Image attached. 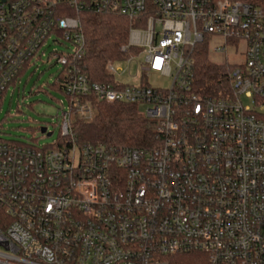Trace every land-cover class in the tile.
I'll list each match as a JSON object with an SVG mask.
<instances>
[{
    "label": "built area",
    "instance_id": "1",
    "mask_svg": "<svg viewBox=\"0 0 264 264\" xmlns=\"http://www.w3.org/2000/svg\"><path fill=\"white\" fill-rule=\"evenodd\" d=\"M132 23L115 83L84 66L85 14ZM64 77L61 139H0V264H264V10L234 0H0V113L8 92L48 42ZM247 43L230 88L194 85L203 47ZM140 84L115 80L135 61ZM168 88L148 84L150 76ZM242 97L250 104L245 105ZM137 106L153 145L82 144L73 116L95 104Z\"/></svg>",
    "mask_w": 264,
    "mask_h": 264
},
{
    "label": "trees",
    "instance_id": "2",
    "mask_svg": "<svg viewBox=\"0 0 264 264\" xmlns=\"http://www.w3.org/2000/svg\"><path fill=\"white\" fill-rule=\"evenodd\" d=\"M264 10V0H234ZM83 19L86 36L84 66L94 83H115L105 66L108 61L124 58L121 47L128 43L132 23L112 14H85ZM230 68L212 65L208 51L203 47L196 55L194 85L203 95H225L230 88ZM64 77L60 73L51 87L65 95ZM95 116L90 121L76 117L73 128L82 144L104 143L112 146L146 148L153 145L155 124L145 118L137 106L127 104H95Z\"/></svg>",
    "mask_w": 264,
    "mask_h": 264
},
{
    "label": "rangeland",
    "instance_id": "3",
    "mask_svg": "<svg viewBox=\"0 0 264 264\" xmlns=\"http://www.w3.org/2000/svg\"><path fill=\"white\" fill-rule=\"evenodd\" d=\"M219 45H222L220 41L213 40L212 48L208 51V60L212 65L218 67L230 65L236 68L245 64L247 49L245 41L227 44V54L213 51V48ZM56 51L67 52L64 46L54 44L50 40L47 47L40 52V58L36 57L31 61L22 77L8 92L0 113L1 140L40 147L53 146L60 141L62 102L64 110L67 111L68 100L64 94L51 87L62 68L52 57ZM134 57L135 61L132 63L126 61L114 63L118 73L115 75L117 82L125 85L142 82L140 63L144 61L145 54L141 52ZM147 83L160 88H168L171 84L170 80L155 75L150 76ZM242 99L245 105L250 104L244 97ZM75 118L76 116H73L72 120ZM43 129H47V133H53V136L43 134Z\"/></svg>",
    "mask_w": 264,
    "mask_h": 264
},
{
    "label": "water",
    "instance_id": "4",
    "mask_svg": "<svg viewBox=\"0 0 264 264\" xmlns=\"http://www.w3.org/2000/svg\"><path fill=\"white\" fill-rule=\"evenodd\" d=\"M46 133H47V129H43V134H46ZM47 136L52 137L53 133H47Z\"/></svg>",
    "mask_w": 264,
    "mask_h": 264
}]
</instances>
